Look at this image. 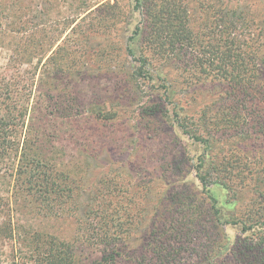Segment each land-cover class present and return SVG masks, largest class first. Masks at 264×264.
I'll return each instance as SVG.
<instances>
[{
    "label": "trees",
    "instance_id": "obj_1",
    "mask_svg": "<svg viewBox=\"0 0 264 264\" xmlns=\"http://www.w3.org/2000/svg\"><path fill=\"white\" fill-rule=\"evenodd\" d=\"M136 1L147 20L134 35L156 58L143 55L123 83L138 93L158 79L165 99L143 105L159 112L174 95L176 125L203 152L178 151L162 173L131 185L109 135L127 102L88 103L79 91L94 73L128 66L84 59L93 7L64 18L49 41L44 5L29 20L33 8L12 13L23 0H0V45L10 51L0 66V264H264V26L250 9L216 0L200 4L198 28L182 0ZM112 18L95 28L103 33ZM8 35L18 38L3 42ZM205 84V102L189 111ZM69 219L65 238L56 226ZM228 226L243 234L231 249Z\"/></svg>",
    "mask_w": 264,
    "mask_h": 264
},
{
    "label": "rangeland",
    "instance_id": "obj_2",
    "mask_svg": "<svg viewBox=\"0 0 264 264\" xmlns=\"http://www.w3.org/2000/svg\"><path fill=\"white\" fill-rule=\"evenodd\" d=\"M144 1V0H143ZM161 2V0H156ZM205 0H182L186 2L188 10V18L191 24L196 28L201 26L202 18L204 17L202 6L200 5ZM224 3L228 8H248L253 12V17L259 20V24L264 26V0H216ZM108 2L115 6L114 9L109 6L101 7V4ZM40 5H44L47 9L48 23V37L49 41L57 37L59 30L63 29L64 18L74 16L78 10H81V15H85L89 7H93V16L89 18L90 26L85 28V32L90 36L92 41V49L90 53L84 54V59L91 61L108 60L114 62H124L128 64L125 69L107 70L100 73H94L93 80L82 84L79 87L81 98L90 103H107L109 106H115L118 103L127 102L128 108L123 110L119 119L111 126L109 135L112 140L113 156L122 161L123 169H120L122 174L129 177L132 182L136 183V178L145 172L151 174L162 173L165 168L160 169L164 160L173 157H179L178 151L185 153V159H191L201 154L204 147L194 142L189 136H186L178 128L175 123V112L179 107H175L174 95L171 99L165 101L164 110L153 112L155 108L148 104L143 105L144 102H150L155 99H165L162 96L163 90L160 87L158 79L154 81H147L143 89H139L138 93L130 92L126 89L123 81L132 73L131 69L139 65V61L143 55L155 57L152 53H146V43L143 42V34L134 35L137 27L145 29L147 16L144 14V7L137 8L136 0H23L22 4H18L12 11L16 14H29L27 7L33 8L34 13L29 14V20L40 11ZM24 8V10H23ZM84 8V9H81ZM38 10V11H37ZM118 14V20L114 25H108L102 33L101 29H96L99 20L108 19L110 23L113 22V15ZM2 23V22H0ZM5 24V22L3 23ZM88 24V22L86 23ZM101 34L102 36H99ZM18 36V35H17ZM12 38H18L12 35L3 42H13ZM46 41L47 43L49 42ZM1 44V43H0ZM7 45V44H6ZM108 45L106 54L95 53L100 46ZM0 45V66L6 63L10 51L1 47ZM128 50L132 53L129 54ZM145 52V53H144ZM176 78L179 76L175 74ZM208 84L200 86L199 99L197 104L189 107V111L197 110L201 106L202 100L205 102L207 95ZM177 93V91H175ZM174 92V94H175ZM179 92V91H178ZM181 92V90H180ZM177 93V94H180ZM193 95V94H192ZM194 96V95H193ZM179 99L187 100L182 93ZM134 100V101H133ZM132 102V105H129ZM173 102V103H172ZM203 104V103H202ZM176 108V109H175ZM167 110V114H165ZM155 113V114H153ZM80 126L83 130L88 129L91 125L86 118L80 120ZM94 136V135H93ZM115 141L122 142V149L116 147ZM135 160H139L135 163ZM132 162V163H131ZM115 164V167L121 164ZM131 163V164H130ZM106 169L104 172H107ZM113 168L112 174L120 172ZM97 172H103L98 170ZM93 173L92 179H95ZM178 173V172H177ZM99 176V175H98ZM188 180L199 184L192 174ZM130 190V194H131ZM221 202H223V194L218 193ZM56 233L70 238L74 235V222L69 219L61 225L56 226ZM54 231V230H53ZM55 232V231H54ZM228 236V249L233 248L239 237H242V230L240 226H228L226 228ZM250 236V234H247ZM233 263V261H231ZM121 264H132L123 262Z\"/></svg>",
    "mask_w": 264,
    "mask_h": 264
}]
</instances>
